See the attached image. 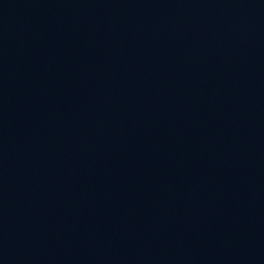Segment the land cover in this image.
<instances>
[{"label":"water","instance_id":"1","mask_svg":"<svg viewBox=\"0 0 264 264\" xmlns=\"http://www.w3.org/2000/svg\"><path fill=\"white\" fill-rule=\"evenodd\" d=\"M0 264H264V0H0Z\"/></svg>","mask_w":264,"mask_h":264}]
</instances>
